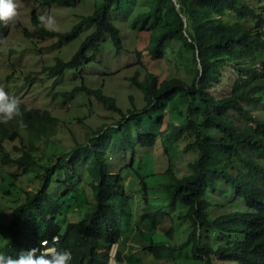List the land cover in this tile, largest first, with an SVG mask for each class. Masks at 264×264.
<instances>
[{
  "label": "trees",
  "instance_id": "trees-1",
  "mask_svg": "<svg viewBox=\"0 0 264 264\" xmlns=\"http://www.w3.org/2000/svg\"><path fill=\"white\" fill-rule=\"evenodd\" d=\"M86 1L36 0L46 9ZM263 3L102 0L67 32L34 19V31L26 33L31 40L66 45L93 30L69 61L58 57L43 69L55 81L94 63L104 47L123 51L122 24L132 33H151L147 49L156 61L165 58L167 43L178 44L186 78L147 74L141 81L136 74L132 83L145 106L127 113L85 81L71 91L58 88L56 99L85 95L121 114L115 125L91 130L69 151L54 147L59 119L17 99L21 114L0 121L4 254L42 253L48 241L69 251L71 264H108L113 245L117 264L171 263L181 256L193 264H264V118L252 111L264 106ZM142 58L138 53L139 63ZM26 76L29 83L42 80ZM14 142L19 147H6ZM189 154L195 158L183 172L178 160ZM156 180L163 184L153 186ZM218 190L216 204L210 192ZM166 222L171 227L162 231ZM131 242L140 254L133 255Z\"/></svg>",
  "mask_w": 264,
  "mask_h": 264
},
{
  "label": "rangeland",
  "instance_id": "rangeland-1",
  "mask_svg": "<svg viewBox=\"0 0 264 264\" xmlns=\"http://www.w3.org/2000/svg\"><path fill=\"white\" fill-rule=\"evenodd\" d=\"M100 1L102 0L77 2L72 9H46L38 4L36 0H15L16 14L11 19L6 20L5 26L8 28L0 31V34L2 32L0 38V47H2L0 48V51H2L0 52V89L30 107L48 109L59 119V127L62 131L53 138V143L55 144L54 147L60 150L69 151L77 142L84 144L91 130L103 125H115L121 119V114L107 110L95 98L85 95H77L72 101L63 100V98L56 99L53 96L57 93L58 88L71 91L75 87L81 86V82L85 81L88 87L92 89L101 88L107 96L115 98L123 113H127L128 110L133 108L142 109L145 106L143 93L132 83V78L136 74L139 75L141 81L147 74H153L160 80L186 78L182 58L178 53L180 52L178 44L175 42L167 43L165 58L162 61H156L147 49L150 44L151 33L147 31L132 33L126 24L119 26L124 38L123 51L118 52L115 48L104 47L94 63L85 66L81 72L69 73L58 81L43 74V69L54 65L58 57H61L64 61H69L93 30L86 29L77 41L59 45L53 39L44 41L29 39L26 33L29 35L34 31L33 20L36 19L38 24L49 30L67 32L80 21L82 16L91 15L95 10V5ZM41 16H44L45 20L51 17L53 22L46 26L45 21L40 20ZM11 50L14 51L10 53ZM15 51L17 53H14ZM140 52L143 54L141 63L138 60V53ZM28 74L31 77L38 76L42 80L38 83H29L26 80ZM9 76L12 77L11 83L7 81ZM227 85L226 83L223 87L224 93L227 92ZM214 93L218 97L220 96V90L216 89ZM179 106L185 108L186 104L180 102ZM263 107L261 108L263 109ZM261 110L259 107L252 109L256 117L264 118V112ZM178 117V114L172 116L174 119ZM41 145L43 146L44 143ZM6 147L11 150L19 147V144L14 142L7 144ZM157 153V156H162L161 152ZM194 158V155L191 154L187 155L184 160L180 158L178 166L183 171L187 163L193 161ZM9 171L13 172L15 170L11 168ZM31 177L33 178L32 174L26 178L30 180ZM162 184V180L153 182V186L156 187H160ZM36 187L38 188V184L30 186L29 191H35ZM210 196L211 201L213 199L216 204L222 200L219 190L215 193L210 192ZM152 198L157 201L159 199L158 196ZM224 201L227 202V199H224ZM170 227L171 224L166 222L161 225L160 229L164 231ZM168 241L173 242L169 239ZM130 247L137 249L133 252V255L140 254V245L131 242ZM115 248H117V245L112 246L110 251L109 257L111 259L116 253ZM126 253H129V251L127 250ZM114 262L113 264H117ZM159 264H193V262L186 259L185 256H181L171 263L161 262ZM216 264H221V262L216 261Z\"/></svg>",
  "mask_w": 264,
  "mask_h": 264
},
{
  "label": "clouds",
  "instance_id": "clouds-1",
  "mask_svg": "<svg viewBox=\"0 0 264 264\" xmlns=\"http://www.w3.org/2000/svg\"><path fill=\"white\" fill-rule=\"evenodd\" d=\"M65 9V8H62ZM16 14L15 0H0V31H3L6 27V20L11 19ZM41 21H45V25L51 24L52 18L48 17L45 20L44 16L40 17ZM2 32L0 34V38ZM2 48V47H0ZM2 52V51H0ZM10 52V51H9ZM14 53H17L16 51ZM9 76L7 78V81ZM10 79L8 83H11ZM21 114L19 103L15 97L7 95L3 89H0V121L9 120L13 116H19ZM3 231H0V264H71V253L67 250H57L54 246L50 245V242L43 241L41 243L42 253L37 248H30L28 250H21L16 257L5 255L4 248L6 247L3 237L1 238ZM58 238L55 237L52 244H56ZM114 246V245H113ZM117 248H115L116 252ZM113 255V261L109 258L108 264H113L115 261ZM115 263V262H114Z\"/></svg>",
  "mask_w": 264,
  "mask_h": 264
}]
</instances>
